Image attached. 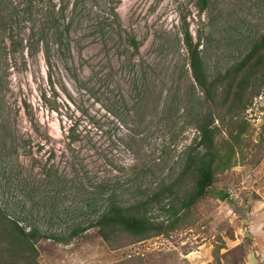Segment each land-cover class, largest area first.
<instances>
[{"label":"rangeland","instance_id":"374dc122","mask_svg":"<svg viewBox=\"0 0 264 264\" xmlns=\"http://www.w3.org/2000/svg\"><path fill=\"white\" fill-rule=\"evenodd\" d=\"M27 1L0 0V203L54 237L37 243L38 263L264 264V89L244 115L235 166L184 228L112 249L96 225L112 195L171 221L177 201L160 192L195 149L205 108L184 32L223 74L264 36V0H208L204 12L202 0H80L84 20L62 53L50 0Z\"/></svg>","mask_w":264,"mask_h":264},{"label":"trees","instance_id":"16d2710c","mask_svg":"<svg viewBox=\"0 0 264 264\" xmlns=\"http://www.w3.org/2000/svg\"><path fill=\"white\" fill-rule=\"evenodd\" d=\"M32 1L28 0L27 5ZM208 4V0H202L200 11L204 12ZM83 20L80 0L49 1L48 21L58 52L70 51V34ZM183 43L193 80L191 89L195 93L199 90L205 108H201L195 122L198 133L195 149H189L176 180L160 192L174 198L177 205L170 209L172 219L165 224L148 217L146 202L124 207L116 195H112L107 209L96 222L100 236L112 249L119 244L120 247L157 237L168 238L188 224L199 202L216 184L217 177L235 166L246 134L244 115L264 89V36L243 60L225 73L213 76L203 57V49H200L201 41L195 42L188 28ZM129 44L139 52L140 43L135 38H131ZM223 134H228V138ZM217 194L223 202H230V196L224 190ZM20 224L0 203V264H39L37 243L42 239H54L52 235H42L35 226H29L27 231ZM83 231L79 229V232ZM77 233L74 231L72 235ZM120 264L142 263L138 257H132Z\"/></svg>","mask_w":264,"mask_h":264}]
</instances>
